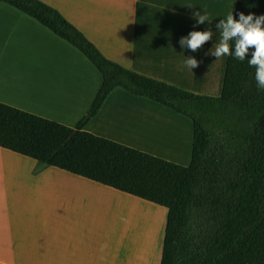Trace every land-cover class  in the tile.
Wrapping results in <instances>:
<instances>
[{
    "label": "crops",
    "instance_id": "obj_1",
    "mask_svg": "<svg viewBox=\"0 0 264 264\" xmlns=\"http://www.w3.org/2000/svg\"><path fill=\"white\" fill-rule=\"evenodd\" d=\"M43 1L109 59L193 92L220 95L227 56L216 59L211 51L221 39L216 26L234 14L236 0ZM207 7L209 20L197 26L193 13ZM209 29L212 38L197 51L180 47L190 31ZM188 57L198 66L186 67ZM101 81L78 48L0 1V101L74 126ZM84 129L180 164L190 161L191 120L121 87ZM140 199L0 146V264H110L114 229L119 232L129 204Z\"/></svg>",
    "mask_w": 264,
    "mask_h": 264
},
{
    "label": "trees",
    "instance_id": "obj_2",
    "mask_svg": "<svg viewBox=\"0 0 264 264\" xmlns=\"http://www.w3.org/2000/svg\"><path fill=\"white\" fill-rule=\"evenodd\" d=\"M0 1L70 42L102 76L74 126L0 101L1 147L165 207L159 264H264V90L248 65L254 49L244 61L227 56L220 95L197 93L109 59L43 0ZM239 13L264 15V0H236ZM116 87L191 120L188 164L84 129Z\"/></svg>",
    "mask_w": 264,
    "mask_h": 264
},
{
    "label": "clouds",
    "instance_id": "obj_3",
    "mask_svg": "<svg viewBox=\"0 0 264 264\" xmlns=\"http://www.w3.org/2000/svg\"><path fill=\"white\" fill-rule=\"evenodd\" d=\"M190 7V6H189ZM191 8V7H190ZM193 18L197 24H203L209 20L206 12L193 13ZM221 39L216 45L211 55L219 59L223 56H233L234 59L244 61L249 49H254L248 65L255 68V82L258 90H264V15L254 16L252 13L245 15L239 13V19H234L232 12L228 14L226 20L221 19L217 24ZM213 32L190 31L187 36L179 41L180 47L187 48L192 52L197 51L212 38ZM234 41V51L230 45ZM198 61L192 57L185 59V66L190 70L198 66Z\"/></svg>",
    "mask_w": 264,
    "mask_h": 264
},
{
    "label": "rangeland",
    "instance_id": "obj_4",
    "mask_svg": "<svg viewBox=\"0 0 264 264\" xmlns=\"http://www.w3.org/2000/svg\"><path fill=\"white\" fill-rule=\"evenodd\" d=\"M209 10L210 9L205 10V12L209 15L210 18L211 11ZM193 23H196V21ZM199 25L201 26V24H197V26ZM204 25L205 27H207V24ZM139 203L140 204H129L128 212H126L128 213V219L126 221L127 224L125 222L126 219H123L120 222L119 232L114 229V232L112 234L113 254L110 264H122L123 262L122 261L119 263V258L115 253L116 248L120 249V255H123L125 264H147L145 262L146 260L148 261V264H159L167 209L154 202L143 199H140ZM159 209L161 210L160 212H162L163 221L161 229L159 231V235L154 242L152 234L156 228H154L152 217L153 214H156ZM125 210L126 208L123 206V211ZM129 228L130 237L128 236ZM147 233L149 235H147ZM128 240L131 241L132 244L126 247V241ZM132 254L135 255V260L131 257ZM139 255L142 256L141 259H138Z\"/></svg>",
    "mask_w": 264,
    "mask_h": 264
},
{
    "label": "bare ground",
    "instance_id": "obj_5",
    "mask_svg": "<svg viewBox=\"0 0 264 264\" xmlns=\"http://www.w3.org/2000/svg\"><path fill=\"white\" fill-rule=\"evenodd\" d=\"M161 210L159 209L158 212H156V214H153V217H152V221H153V225H154V228H156L152 234V237H153V240L155 242V240L157 239V236L159 235V231L161 229V226H162V221H163V215H162V212H160ZM139 221H140V217H139ZM145 233V231H144ZM129 237H130V228H129V233H128ZM147 235H149L147 233ZM122 239H123V236H122ZM152 241V240H151ZM132 244L131 241H126V247H128V245ZM127 249V248H126ZM141 255H139V258L138 259H141ZM147 264H148V261L146 260L145 261Z\"/></svg>",
    "mask_w": 264,
    "mask_h": 264
}]
</instances>
